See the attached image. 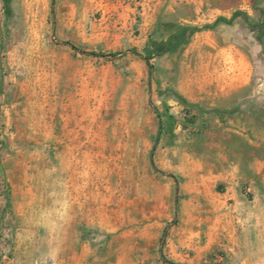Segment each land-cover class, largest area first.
Listing matches in <instances>:
<instances>
[{
	"label": "rangeland",
	"instance_id": "obj_1",
	"mask_svg": "<svg viewBox=\"0 0 264 264\" xmlns=\"http://www.w3.org/2000/svg\"><path fill=\"white\" fill-rule=\"evenodd\" d=\"M10 6L0 264H264V0ZM236 10L249 21L195 33L150 68L136 55ZM154 109L164 129L173 117L158 141Z\"/></svg>",
	"mask_w": 264,
	"mask_h": 264
},
{
	"label": "trees",
	"instance_id": "obj_2",
	"mask_svg": "<svg viewBox=\"0 0 264 264\" xmlns=\"http://www.w3.org/2000/svg\"><path fill=\"white\" fill-rule=\"evenodd\" d=\"M3 8L5 11H7V13H10L11 11V6H10V0H3ZM244 19L246 21H249V16H247L246 13L240 11V10H236L234 11L229 17H225V16H218L211 24H205L204 26L202 27H195V28H192L188 34H183L179 39L177 40H168V41H151L149 46H148V55L147 56H141L139 54H135L138 55L139 57H141L145 63L147 64V66L150 68V60L155 58V57H158V56H162L163 54L165 53H168L170 51H173L174 49L178 48V47H181V46H184L187 44L188 42V39L189 37H191L193 34L195 33H198V32H201V31H207V30H212L214 28H216L217 26L219 25H232L235 23V21H237L238 19ZM64 45L66 46H69L71 49L79 52V53H82V54H85V52L79 50L78 48H76L75 46H73L72 44L68 43V42H63ZM90 56H94V57H111V58H114L116 57L117 55H120V53H110L108 55H98V54H95V53H90L89 54ZM155 110V113L157 115V118H158V122H159V132H158V136H157V139L156 141H158V137L159 135L164 131V132H167L168 134H171V131H172V119L173 117L171 115H168L167 116V121H168V124L167 126L164 128H162V120H161V117H160V114L159 112ZM154 151V149L152 150V152ZM150 163H151V166L154 167V164H153V161H152V153H151V158H150ZM169 176L171 178H173L174 182H175V187H176V193L178 192V184H179V181L178 179L172 175V174H169ZM176 207H177V196H176ZM9 206H10V203H9V199H8V196L6 197V204H5V211L9 209ZM177 210V208H176ZM162 255V254H161ZM167 263L169 264H175L174 262H169V261H166Z\"/></svg>",
	"mask_w": 264,
	"mask_h": 264
}]
</instances>
